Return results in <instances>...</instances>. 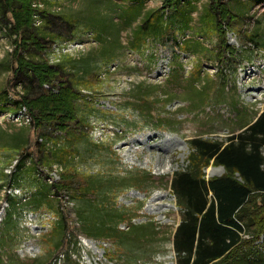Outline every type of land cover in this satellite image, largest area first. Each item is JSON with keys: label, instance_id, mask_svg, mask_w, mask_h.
<instances>
[{"label": "rangeland", "instance_id": "1", "mask_svg": "<svg viewBox=\"0 0 264 264\" xmlns=\"http://www.w3.org/2000/svg\"><path fill=\"white\" fill-rule=\"evenodd\" d=\"M20 1L0 0V264H177L171 184L191 141L225 142L264 111V0ZM26 4L47 47L27 55L77 89L76 116L40 129L28 107L30 123L8 116Z\"/></svg>", "mask_w": 264, "mask_h": 264}, {"label": "trees", "instance_id": "2", "mask_svg": "<svg viewBox=\"0 0 264 264\" xmlns=\"http://www.w3.org/2000/svg\"><path fill=\"white\" fill-rule=\"evenodd\" d=\"M178 1L165 4L173 7ZM25 7L26 13L11 12L16 19L13 32L20 36L15 40L14 76L23 89L21 103H15L28 107L33 127L40 129L76 116L77 89L62 66L55 69L47 60L27 55H42L47 47L44 28L31 26V10ZM48 20L55 27L61 25L59 18ZM62 24L72 26L67 20ZM148 24L145 21L139 30L155 32ZM54 81L63 84L58 95L44 88ZM9 101L7 91L1 92L0 106ZM191 147L187 168L175 173L171 184L183 211L174 234L177 264H264V111L225 142L197 137ZM212 163L223 167L225 175L206 179L205 170Z\"/></svg>", "mask_w": 264, "mask_h": 264}, {"label": "built area", "instance_id": "3", "mask_svg": "<svg viewBox=\"0 0 264 264\" xmlns=\"http://www.w3.org/2000/svg\"><path fill=\"white\" fill-rule=\"evenodd\" d=\"M8 116L10 119H12L14 121H19V122L24 121V123H26V122L30 123L32 120L31 115H29V113H27L26 106L20 107L17 112H13V113L9 114Z\"/></svg>", "mask_w": 264, "mask_h": 264}, {"label": "crops", "instance_id": "4", "mask_svg": "<svg viewBox=\"0 0 264 264\" xmlns=\"http://www.w3.org/2000/svg\"><path fill=\"white\" fill-rule=\"evenodd\" d=\"M255 119H256V118H254L253 121H252V122H249L247 125H244V126L242 127V130L245 129L246 127H248L249 125H251V124L254 122Z\"/></svg>", "mask_w": 264, "mask_h": 264}]
</instances>
